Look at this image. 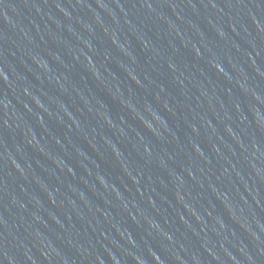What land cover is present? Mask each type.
Segmentation results:
<instances>
[{
  "label": "water",
  "instance_id": "water-1",
  "mask_svg": "<svg viewBox=\"0 0 264 264\" xmlns=\"http://www.w3.org/2000/svg\"><path fill=\"white\" fill-rule=\"evenodd\" d=\"M0 264H264V0H0Z\"/></svg>",
  "mask_w": 264,
  "mask_h": 264
}]
</instances>
